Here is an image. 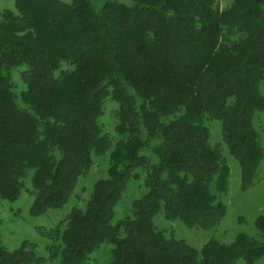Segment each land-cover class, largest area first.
Listing matches in <instances>:
<instances>
[{"label": "trees", "instance_id": "16d2710c", "mask_svg": "<svg viewBox=\"0 0 264 264\" xmlns=\"http://www.w3.org/2000/svg\"><path fill=\"white\" fill-rule=\"evenodd\" d=\"M25 63L16 93L10 70ZM264 0H14L0 9V198L16 200L29 177L32 215L65 205L79 176L107 155L84 207L45 235L47 255L23 240L0 244V264H253L264 257V216L229 243L200 248L165 236L157 212L210 230L226 212L230 168L209 142L207 118L253 185L264 158L253 125L264 109ZM116 102L117 138L102 132L104 102ZM19 100L24 106L19 104ZM145 192L112 222L130 179ZM64 222V223H63Z\"/></svg>", "mask_w": 264, "mask_h": 264}, {"label": "rangeland", "instance_id": "374dc122", "mask_svg": "<svg viewBox=\"0 0 264 264\" xmlns=\"http://www.w3.org/2000/svg\"><path fill=\"white\" fill-rule=\"evenodd\" d=\"M70 1V0H63ZM129 3V0H120ZM231 0H221L220 4L228 5ZM14 9V0H0V9ZM27 69V64L22 63L10 70L13 89L16 93L25 88L20 73ZM260 94L264 97V77L258 86ZM19 104L24 106L19 100ZM117 104L112 99L104 102L103 113L99 119L102 132L109 135L112 142L117 138L114 131L116 124L115 110ZM205 124L209 129V142L216 146L230 168L228 190L220 194L218 199L226 205V212L219 223L213 229L206 230L198 227L186 226L181 220H170L164 217L162 212H157L153 217V223L164 232V235L183 239L193 247L200 248L210 237H214L224 243L231 242L235 235L244 232L255 238L261 239L260 234L254 226V220L258 215L264 216V158L260 161L254 183L249 188H240V165L229 153L226 143L222 139L221 122L216 118H207ZM253 125L258 131L261 146L264 151V109L257 111L253 119ZM93 164L87 173L79 176L68 202L61 208L49 209L44 213L32 215L29 212L33 195L31 194V183L29 177L25 178V186L20 196L9 201L0 198V244L8 249L18 247L23 240L36 244V252L46 256L45 244L49 239L43 235L49 228L62 221L72 207H84L93 183L96 179L106 176L107 155L92 156ZM144 176L132 178L127 184L120 201L114 208L112 222H116L124 213L130 209V203L134 198L140 197L146 190ZM64 223V222H63ZM111 244L103 243L90 256L91 264H105L108 259ZM40 264H52L46 260ZM235 264H245L242 260ZM253 264H264V257H260Z\"/></svg>", "mask_w": 264, "mask_h": 264}, {"label": "crops", "instance_id": "0c3cea01", "mask_svg": "<svg viewBox=\"0 0 264 264\" xmlns=\"http://www.w3.org/2000/svg\"><path fill=\"white\" fill-rule=\"evenodd\" d=\"M220 2H221V0H217V3H218L219 8H224V7L227 6V5H225V6L221 5ZM229 2H231V1H229Z\"/></svg>", "mask_w": 264, "mask_h": 264}]
</instances>
